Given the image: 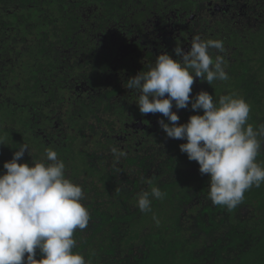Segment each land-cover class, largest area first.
<instances>
[{
	"label": "trees",
	"instance_id": "trees-1",
	"mask_svg": "<svg viewBox=\"0 0 264 264\" xmlns=\"http://www.w3.org/2000/svg\"><path fill=\"white\" fill-rule=\"evenodd\" d=\"M149 1L196 12L210 0H0V174L21 144L29 153L17 162L31 165L54 150L47 138L68 142L66 152L54 151L85 193L91 219L74 232L73 251L86 264H264V182L235 209L213 205L207 174L180 151L184 140L132 130L121 147L112 137L121 106L108 102L103 85L93 105L88 87L102 84L105 69L103 55L92 56L94 35L135 24ZM245 3L233 60H224L229 79L209 93L214 102L233 93L245 99L256 129L264 125V0ZM112 148L125 155L117 161ZM256 159L264 166V147ZM152 187L163 198L142 212L138 194Z\"/></svg>",
	"mask_w": 264,
	"mask_h": 264
},
{
	"label": "clouds",
	"instance_id": "clouds-1",
	"mask_svg": "<svg viewBox=\"0 0 264 264\" xmlns=\"http://www.w3.org/2000/svg\"><path fill=\"white\" fill-rule=\"evenodd\" d=\"M211 49L217 50L215 59ZM173 52L178 59L161 52L146 71L123 86L136 92L141 114H162L168 123L159 119L158 124L167 137L185 141L180 151L198 163L201 174H207L212 204L235 209L247 190L264 182V166L256 159L264 147L258 139L264 137V125L254 129L247 122L250 105L234 93L220 95L216 102L205 90L191 95L194 76L209 85L229 79L220 54L226 52L222 40L196 35L187 51L178 45ZM189 105L194 114L178 123L173 107ZM26 151L28 145L21 144L0 174V264H86L84 256L73 251L74 232L87 229L91 219L82 203V186L66 177V164L56 151L46 149L45 159L32 160L31 165L18 163ZM111 151L117 161L125 155L116 148ZM163 195L159 187H152L138 194L137 206L149 212L151 200Z\"/></svg>",
	"mask_w": 264,
	"mask_h": 264
},
{
	"label": "flooded vegetation",
	"instance_id": "flooded-vegetation-1",
	"mask_svg": "<svg viewBox=\"0 0 264 264\" xmlns=\"http://www.w3.org/2000/svg\"><path fill=\"white\" fill-rule=\"evenodd\" d=\"M245 2L246 0H236L233 3L226 0H210L207 5L196 7V12H192L176 6L167 10L158 8L156 1H149L139 7L142 15L135 17V24L129 22L128 25H123L121 21L118 27L112 24L108 34L98 32L94 35L95 47L92 56L97 62L100 55H103L105 69L98 73L102 84L96 88L92 86L88 88L94 94L93 105L103 85V89L107 88L108 102L115 109L121 106L122 120L117 119L112 134L118 145L122 147L123 143L127 142V136L132 130L156 132L163 139L169 138L158 124L159 119H164L168 123L167 118L160 113L141 114L135 103L136 92L125 88L124 82L139 71H146L161 52H167L173 59H178L173 49L179 45L187 51L196 35L202 40L209 38L222 40L226 52L220 54L224 56V60L225 58L233 60L232 49L237 42L233 37L241 28L237 24H241L238 19L245 12ZM145 8L149 9L148 13ZM121 28L122 31L119 30ZM210 54L215 59L217 50L211 49ZM210 87L206 81L194 76L191 95L194 96L200 90L209 92ZM85 90L86 87H81L82 92ZM173 111L180 117L178 123L187 122L189 116L194 114L190 105L186 109H176L174 106Z\"/></svg>",
	"mask_w": 264,
	"mask_h": 264
},
{
	"label": "rangeland",
	"instance_id": "rangeland-1",
	"mask_svg": "<svg viewBox=\"0 0 264 264\" xmlns=\"http://www.w3.org/2000/svg\"><path fill=\"white\" fill-rule=\"evenodd\" d=\"M47 139L45 140V143L51 145V147L54 150L61 151V152L65 151L64 146L67 145V143H68L67 141H64V140H61V139H58V138H55V137H50V138H47ZM1 174H3V173L1 172Z\"/></svg>",
	"mask_w": 264,
	"mask_h": 264
}]
</instances>
